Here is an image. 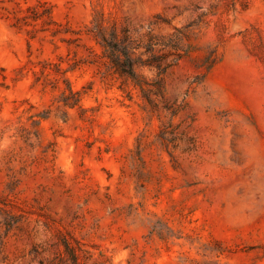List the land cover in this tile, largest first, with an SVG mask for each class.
<instances>
[{
  "label": "rangeland",
  "instance_id": "rangeland-1",
  "mask_svg": "<svg viewBox=\"0 0 264 264\" xmlns=\"http://www.w3.org/2000/svg\"><path fill=\"white\" fill-rule=\"evenodd\" d=\"M0 264H264V0H0Z\"/></svg>",
  "mask_w": 264,
  "mask_h": 264
}]
</instances>
